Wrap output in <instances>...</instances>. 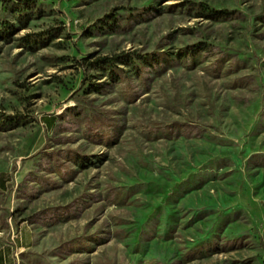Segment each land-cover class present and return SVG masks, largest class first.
Returning <instances> with one entry per match:
<instances>
[{
  "label": "rangeland",
  "instance_id": "374dc122",
  "mask_svg": "<svg viewBox=\"0 0 264 264\" xmlns=\"http://www.w3.org/2000/svg\"><path fill=\"white\" fill-rule=\"evenodd\" d=\"M3 253L264 264V0H0Z\"/></svg>",
  "mask_w": 264,
  "mask_h": 264
},
{
  "label": "crops",
  "instance_id": "0c3cea01",
  "mask_svg": "<svg viewBox=\"0 0 264 264\" xmlns=\"http://www.w3.org/2000/svg\"><path fill=\"white\" fill-rule=\"evenodd\" d=\"M31 233L28 229L24 228L23 231H21L17 237L16 240V248L21 252L22 250L28 249L30 247L31 243ZM6 263V256L3 253L0 255V264Z\"/></svg>",
  "mask_w": 264,
  "mask_h": 264
},
{
  "label": "trees",
  "instance_id": "16d2710c",
  "mask_svg": "<svg viewBox=\"0 0 264 264\" xmlns=\"http://www.w3.org/2000/svg\"><path fill=\"white\" fill-rule=\"evenodd\" d=\"M116 59L118 60V58H116ZM113 60H114V58L109 57V56L98 57V58L94 59L93 61H90V64L91 65H98V66L109 65L112 63Z\"/></svg>",
  "mask_w": 264,
  "mask_h": 264
}]
</instances>
